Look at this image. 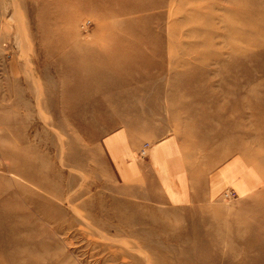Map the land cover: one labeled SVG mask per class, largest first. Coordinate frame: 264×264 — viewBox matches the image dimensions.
<instances>
[{"label": "rangeland", "instance_id": "rangeland-1", "mask_svg": "<svg viewBox=\"0 0 264 264\" xmlns=\"http://www.w3.org/2000/svg\"><path fill=\"white\" fill-rule=\"evenodd\" d=\"M124 127L259 184L148 200ZM0 264H264V0H0Z\"/></svg>", "mask_w": 264, "mask_h": 264}, {"label": "crops", "instance_id": "crops-1", "mask_svg": "<svg viewBox=\"0 0 264 264\" xmlns=\"http://www.w3.org/2000/svg\"><path fill=\"white\" fill-rule=\"evenodd\" d=\"M167 132L150 144L146 156H141L144 136L136 130L120 128L106 140L120 180L139 183L148 200L154 197L153 190L169 203L179 204L211 197L225 188L239 196L259 184L245 156L233 153L216 164L198 165L187 160L178 134Z\"/></svg>", "mask_w": 264, "mask_h": 264}, {"label": "built area", "instance_id": "built-area-1", "mask_svg": "<svg viewBox=\"0 0 264 264\" xmlns=\"http://www.w3.org/2000/svg\"><path fill=\"white\" fill-rule=\"evenodd\" d=\"M149 147H150V144L144 143L143 148L141 150V156H146ZM223 195L226 199H233L237 197L236 192L232 189L226 190Z\"/></svg>", "mask_w": 264, "mask_h": 264}]
</instances>
